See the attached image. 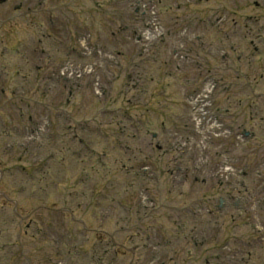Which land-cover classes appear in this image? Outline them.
Segmentation results:
<instances>
[{
	"label": "rangeland",
	"instance_id": "1",
	"mask_svg": "<svg viewBox=\"0 0 264 264\" xmlns=\"http://www.w3.org/2000/svg\"><path fill=\"white\" fill-rule=\"evenodd\" d=\"M46 1L49 4L43 6L45 9L64 12L66 18L60 21L64 28L61 35L72 33L76 50L80 47L79 40H85L90 43V48H95L93 58L100 62L103 72L100 71L94 81L102 91L96 94L94 82L81 77L75 103L70 101L71 111L77 108V117L71 118L77 124L67 117H60L59 125L56 117H39L38 121L46 127L43 134L49 133L58 145L50 147L48 143L37 149L38 143L32 144V135L28 133V117L36 119V114L42 112L44 115L46 111L38 104L35 109H27L26 103H21L25 95L29 96L25 91L32 82L29 79L22 85L24 79L12 76L16 69L13 65L23 66L21 73L30 70L28 62L21 61L27 48L23 41L13 37L12 30L9 38L2 40L8 34L1 26L0 17V67L4 68L0 70V176L11 182L6 187L5 182L0 183V264H170L171 258L178 259L176 255H195L192 239L196 243L203 240L208 247L215 246L216 252L222 254L228 253L224 246L236 251L234 239H244L246 233L252 231L254 219L245 213L240 215L237 207L241 203L242 207L253 203L258 197L257 177L254 170H249L261 154L237 158L240 162L236 166L243 167L247 174L244 178L233 179V184H222L214 173L221 160L223 145L215 141L206 147L211 138L191 125L194 117L189 116L185 101L188 94L200 87V83L196 87L189 84L207 71L214 73V66L224 60L220 54L228 49L225 42L218 48L219 53L217 49L214 51L217 55L212 60H206L207 51L193 37L203 35L206 45L217 46L219 37L212 34V28L226 17L220 11L222 5L217 0H165L169 4L167 7H172L168 9L171 14L157 9L165 35L150 45L146 57L134 41L133 29L118 27L109 0H65L68 1L66 6L61 5L60 0ZM14 2L12 7V4L9 6V15L13 17L19 13L18 25L23 20L31 28V21L35 19L46 21L43 15L32 14L38 0L31 1L30 6L25 0ZM225 3L228 8L234 7L231 0H225ZM17 5L21 7L20 11L14 10ZM23 10L27 13L23 14ZM247 11V8L242 9V12ZM129 12L138 29L143 17H138L132 10ZM254 13L261 20L264 9H254ZM207 26L212 28L203 31ZM28 31V28L22 29L18 35L25 37ZM41 40L51 44L54 39L41 37ZM58 41L61 45L68 40ZM35 44L33 40V46ZM137 50L141 58L136 57L137 61L132 58L129 62H136L124 67L128 56L136 55ZM116 53L121 55L115 56ZM73 55L69 57L71 61L80 60L77 52ZM110 55L112 62L106 59ZM231 57L236 58L230 54L226 60L229 62ZM31 63L36 66L42 61L35 59ZM126 71L140 76L144 91L140 86L130 91L132 89L126 85ZM167 73H171L170 78ZM225 75L222 76L224 79ZM54 101L59 100L55 97ZM214 102L221 109L229 106L225 101ZM30 105L34 106L35 102ZM118 106L120 110L110 111ZM242 108L251 111L246 102ZM257 108L252 122L256 135L247 141L246 153L249 152L248 145L254 141L259 152L264 153V119H258L264 117V107L259 103ZM223 118L227 120V115ZM194 120L197 124L198 120ZM189 123L192 135H187ZM62 127L64 129L58 133L57 129ZM86 131L90 135H85ZM80 137L85 143L80 142ZM174 144L179 150L186 148L190 153L175 151ZM170 147L171 152L166 150ZM205 154L207 172L197 169L202 166L200 162ZM61 155L69 159L75 156L83 170L66 169ZM241 180L245 186L234 185ZM1 192L16 199L15 205L6 203ZM232 196L238 199L236 206ZM240 196L248 200L243 204ZM219 198L224 201L221 206H218ZM123 204L131 206L134 212L140 206L141 211L153 212L154 227L159 234L149 236V230L138 233L136 220L140 214L135 213V220L127 221L122 230L116 228L113 239L108 241L110 223L106 217L111 214L115 219L126 215L128 211ZM150 206L152 211L147 209ZM65 209L72 212L66 213ZM83 224L88 229H82ZM111 225L112 229L119 227L118 221H112ZM228 236L231 237L228 245H222L224 237ZM157 242L162 252L157 249ZM252 244L254 246L243 247L241 244L242 251L246 252L241 256L253 264H263L264 246ZM161 257L166 258L159 261ZM208 259L199 264L214 263L210 252Z\"/></svg>",
	"mask_w": 264,
	"mask_h": 264
}]
</instances>
